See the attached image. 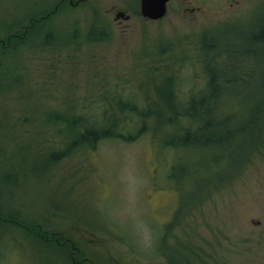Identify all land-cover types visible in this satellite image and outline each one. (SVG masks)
<instances>
[{
  "label": "rangeland",
  "instance_id": "1",
  "mask_svg": "<svg viewBox=\"0 0 264 264\" xmlns=\"http://www.w3.org/2000/svg\"><path fill=\"white\" fill-rule=\"evenodd\" d=\"M58 1L0 0V264H72L39 239L44 228L84 229L78 248L96 264L98 256L167 264L163 237L167 253L180 249L194 264H264V127L255 147L245 142L255 134L238 124L232 143L222 130L215 145L173 149L150 131L54 159L75 139L72 118L94 119L120 98L150 104L171 72L183 97L201 88L205 35L221 38L223 60L238 62L235 77L250 71L221 95L218 112L246 125L247 102L264 84V42L255 38L264 0H176L159 20L143 17L137 0ZM116 9L131 18L116 19ZM98 21L111 40L87 38ZM12 34L23 36L6 40Z\"/></svg>",
  "mask_w": 264,
  "mask_h": 264
},
{
  "label": "trees",
  "instance_id": "2",
  "mask_svg": "<svg viewBox=\"0 0 264 264\" xmlns=\"http://www.w3.org/2000/svg\"><path fill=\"white\" fill-rule=\"evenodd\" d=\"M55 12V9L50 10L48 15ZM29 25L26 27H30ZM108 28L105 22H95L89 29L87 38L91 41H109L112 38V30L110 27ZM25 33L24 31V36ZM23 34L9 35L6 40L17 36L22 37ZM255 38L264 42V31L256 33ZM3 39L5 41V38ZM3 39H0L1 43ZM201 49L206 63L208 79L197 91L183 97L177 80L178 76L175 72H171L162 81L156 83L155 91L158 99L150 104L120 98L117 107L103 108V113L98 117L96 115L94 119L88 117L72 118L70 123L76 130L75 139L68 147L59 151L60 154L56 155L54 159L60 160L67 157L72 149L80 145L95 148L106 139L131 142L150 131L162 133L161 146L173 149L197 145H215L214 143L223 139L222 130L228 131L226 142L232 143L236 134V131H232V129L238 127V124H241L238 128L239 131L245 128V133L255 134L252 139L247 136L246 145L248 147L257 146L261 140L264 127V84L262 93L247 102V109L251 116L246 118V125H243L241 121L238 123V115L233 113L218 114V112H223L227 105V98H222L221 95L227 92L229 87L236 83L235 81L246 80L250 71L243 70L241 75L234 76L239 68L237 67L238 62L230 64L223 60L228 50L224 48L218 34L211 37L205 35ZM211 54L212 58H210ZM184 61L183 59V63ZM123 112H129L131 117H124ZM127 120L131 122V126L125 131L124 122ZM232 125L235 126L232 127ZM39 239L44 242L47 241L45 235ZM165 241V237L160 240L158 251L166 255L167 264H194L189 256L180 249L171 247V250L176 253H167L169 249L165 251V247L169 245ZM76 245L77 243L70 244L67 242L62 248H57L61 255L72 264L75 262L76 264L87 263L84 256H89L90 251H77L78 246L76 247ZM97 264H104L100 261L99 256Z\"/></svg>",
  "mask_w": 264,
  "mask_h": 264
},
{
  "label": "flooded vegetation",
  "instance_id": "3",
  "mask_svg": "<svg viewBox=\"0 0 264 264\" xmlns=\"http://www.w3.org/2000/svg\"><path fill=\"white\" fill-rule=\"evenodd\" d=\"M68 2L70 5H76V6H78L79 4H83V3H85L86 1H88V0H59L58 1V3L60 4V3H64V2ZM138 1V3L141 5V0H137ZM173 3H176V0H169L168 1V3H167V13H166V15L168 14V11H169V9H170V6L173 4ZM58 6H56L55 7V9L57 8ZM115 7H117V4H114L113 5V8H115ZM112 8V9H113ZM120 10H122V11H124L126 14H129L128 12H126L125 10H123V9H116V12H115V18H116V14H117V12L118 11H120ZM130 15V14H129ZM165 15V16H166ZM131 16L132 15H130L129 16V18H126L125 17V15H121V16H119V18L118 19H123V20H129L130 18H131ZM143 16V15H142ZM164 16V17H165ZM144 17V16H143ZM164 17H162V18H160V19H163ZM146 18V17H145ZM42 19H43V16H42ZM156 20H159V19H156ZM0 219H4V220H6L4 217H2V216H0ZM82 231V232H81ZM85 230L83 229H81V228H77V234H76V232H73L72 230H69V232H66L65 230H62V231H59V230H52V231H50V230H48V229H45L44 228V230L43 229H41L40 231H39V234H40V236H41V234L43 235L42 237H44V235H45V237H46V239H47V241H51L52 243H54V244H56L58 247H60V248H62V246L64 245V244H66L67 242H69L70 244L71 243H80L82 240H85V232H84ZM68 233H69V236H68ZM84 234V236H83V234ZM65 235H67V236H65ZM76 237H78V238H76ZM62 238V239H61ZM91 241V245L93 246V247H97L98 246V243L100 242V240L99 239H93V240H90ZM80 245H81V243H80ZM79 245V248L77 249V251H81L82 252V250H81V246ZM78 245H76V247H77ZM84 259L86 260V261H90V264H96V262H95V260H92L90 257H86V256H84ZM110 259H112V258H110ZM73 260H75V258H73ZM100 261L102 262V263H104V264H115L113 261H109L108 259H101L100 258ZM75 264H76V262H75Z\"/></svg>",
  "mask_w": 264,
  "mask_h": 264
},
{
  "label": "water",
  "instance_id": "4",
  "mask_svg": "<svg viewBox=\"0 0 264 264\" xmlns=\"http://www.w3.org/2000/svg\"><path fill=\"white\" fill-rule=\"evenodd\" d=\"M168 1L169 0H141L140 12L144 17L151 20L162 18L167 13ZM121 15H125L126 18H129L130 16L120 10L116 14V19Z\"/></svg>",
  "mask_w": 264,
  "mask_h": 264
}]
</instances>
